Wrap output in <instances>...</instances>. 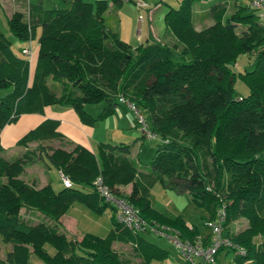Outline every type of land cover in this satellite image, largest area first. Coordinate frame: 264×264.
<instances>
[{"label": "trees", "instance_id": "trees-1", "mask_svg": "<svg viewBox=\"0 0 264 264\" xmlns=\"http://www.w3.org/2000/svg\"><path fill=\"white\" fill-rule=\"evenodd\" d=\"M42 1L29 5L27 14L14 12L7 21L12 36L27 46L37 41L34 71L0 32V91L11 89L0 97V134L21 115L43 114L51 106L72 109L83 125L92 127L124 99L146 116L161 142L146 172L138 171L129 157V143L98 142L95 150L82 144L52 148L43 155L72 182L59 190L21 178L43 145L10 161L0 143V242L11 246L0 264H28L32 253L45 264H130L114 242L131 244L138 264L164 261L169 251L141 235L148 230L135 231L117 221L114 207L93 187L98 176L149 224L174 229L182 240L195 242L199 230L153 205L150 188L156 181L189 191L207 212L205 221L215 220L223 205L224 235L232 245L218 250L217 264L222 249L233 252L232 264H264V240L255 241L264 236V21L259 14L237 6L224 21L222 10L212 25L196 30L194 0H181L163 17L167 32L182 46L176 54L163 43L132 48L120 40L104 15L110 3L121 0H60L59 7L47 11ZM243 54H253V62L236 74L231 67ZM236 76L249 90L239 99L233 95ZM101 103L96 116L85 110ZM56 127V121L44 119L16 144L61 138ZM128 185L127 193L119 192ZM74 203L96 214L110 209L109 231L104 236L85 232L76 239L58 230L59 218ZM23 209L38 221L25 218ZM241 218L245 227L231 231L230 225ZM209 239L210 234L201 240L205 244ZM45 244L54 248L53 254Z\"/></svg>", "mask_w": 264, "mask_h": 264}, {"label": "rangeland", "instance_id": "rangeland-1", "mask_svg": "<svg viewBox=\"0 0 264 264\" xmlns=\"http://www.w3.org/2000/svg\"><path fill=\"white\" fill-rule=\"evenodd\" d=\"M87 3H93L95 0H84ZM122 2L118 5H113L110 3L109 9L104 15L105 23L109 28H116L119 30V27H122V34L127 38L128 42H130V46L132 48H136L139 46V42L137 41L138 37L141 36V26L140 23L148 18L149 15H152L153 24L152 27L156 30V33L159 35L157 41L156 39H150L149 42L145 40L141 41L143 45L164 42L172 48V50L177 54L182 49V46L179 45L176 40L173 38V41L169 40V36L162 39V33L159 34V27H163V14H165L170 9H177L181 0H137V2H128L127 0H121ZM222 2V4H221ZM38 0H0V32L10 41L11 49L13 53L19 57H23L28 60L31 70L35 68L37 61V41H33L31 43V53L32 55L24 56L21 53L22 46H26V42L18 40L8 30V18L14 12H22L26 13L27 7L29 5L38 4ZM141 3V8L138 4ZM219 3V4H217ZM43 10H51L55 7L60 6V0H43L40 3ZM212 11L210 7L216 5ZM237 6H249V0H194L193 3V25L196 30H202L210 25H212L215 19L221 14L222 10L225 11L223 14V21L225 18L229 17L232 13H234L237 9ZM211 12V13H210ZM160 19V20H159ZM115 31V29H111ZM240 31V27L237 28ZM116 32V31H115ZM119 33V32H118ZM169 34V32H167ZM39 34V33H38ZM121 40V39H120ZM124 42V41H123ZM126 43V42H124ZM128 44V43H126ZM129 45V44H128ZM254 59L253 54H243L239 56L236 63L231 67L233 71L238 74L243 72L244 69L247 68L249 63H252ZM189 60V58L185 59ZM32 72V71H31ZM50 87L53 89L52 81L48 82ZM56 87V86H54ZM56 94H58L59 88H56ZM11 89L0 91V97L4 96ZM249 94V90L246 85L242 82V80L236 76L234 82V98L239 99L240 97H245ZM104 106V103L98 105H86L85 110H87L91 115L96 116ZM118 107H126L132 113V110L125 104L120 103ZM133 114V113H132ZM134 116V114L132 115ZM21 117V116H20ZM146 118V116L144 115ZM134 118V117H133ZM135 120V119H134ZM99 121V120H98ZM12 122L10 124H15ZM136 129L132 130L131 135L126 136L123 141L124 143L131 144L129 157L134 161L135 166L138 171L146 172L149 171L150 166L149 163L155 154V150L157 148V144L161 142L158 136L148 138L141 132V124H139L136 120ZM147 130H151V123L146 118ZM105 123H99L100 126ZM34 128V127H32ZM23 130L22 133L16 138V141L30 129ZM102 130V128H101ZM135 134V135H133ZM144 135V136H142ZM5 135H2V142H4ZM88 139L91 141L94 149L97 147V141L93 140V138L88 136ZM121 142L118 140L117 143ZM44 148H47L49 153L52 148L60 147V143L58 141H51L50 143L43 142ZM14 147L4 153V155L10 160L18 159L22 156L23 151L26 148H30L35 145V141H29L26 145L24 144H16L13 143ZM34 149V148H33ZM38 148L35 147V150ZM3 154V153H2ZM44 160L41 164H30L27 165L24 169L23 174H21V178L24 176V180L30 181L31 179L36 177V174H40L42 170H45L46 176H48L49 183L51 184L54 190H59L63 187L62 182L59 180V176L57 173V169L53 167L49 161V159L44 154ZM49 165L48 167L46 165ZM116 190V189H115ZM117 191V190H116ZM119 192L127 193V189L124 187L119 188ZM150 195L153 205L160 209L167 211L174 215H180L184 218L185 222L189 227L194 225L199 230V238L204 239L211 233V229L208 225L205 224V219L207 216V212L205 209L199 205H196L191 198V193L189 191H176L175 189L167 186L166 184L156 181L152 187L150 188ZM79 204V203H77ZM78 206V205H76ZM81 206V204H79ZM82 208V207H81ZM84 213L79 210L77 207L76 218L79 220V230L92 234L103 233L104 236L107 232L106 228L108 226L107 218H110L112 213L110 209H106L102 214H96L91 210L88 211L85 207H83ZM74 211V209H73ZM80 211V212H79ZM25 218L31 217V221L37 222L39 217H35L24 209L21 211ZM33 216V217H32ZM246 225L245 219H238L234 221L230 225V230L234 232L240 231ZM58 230H64L57 223ZM65 231V230H64ZM70 234V233H68ZM71 235V234H70ZM143 237H145L148 241L155 243L156 245L165 248L169 251L168 257L164 261L153 260L150 264H186L184 256L181 250L176 246L174 242H172L166 235H156L152 232L142 233ZM99 236V235H98ZM264 240V236L255 237L256 242H260ZM114 248L121 253V255L129 260L130 264H138L140 259L135 255L132 245L129 243L122 242H114ZM46 250L50 253H54V248L45 244ZM11 249L9 244H5L0 242V258L5 259L6 253ZM233 252H229L225 254V249H222L218 253V264H232ZM200 260L196 258V262ZM28 264H45L40 258H38L35 254H30Z\"/></svg>", "mask_w": 264, "mask_h": 264}, {"label": "crops", "instance_id": "crops-1", "mask_svg": "<svg viewBox=\"0 0 264 264\" xmlns=\"http://www.w3.org/2000/svg\"><path fill=\"white\" fill-rule=\"evenodd\" d=\"M139 4H140L139 8H141V5H143V4H141V3H139ZM161 17H164V14ZM152 24H153L152 15H149L148 18L146 20H144V23L143 22L140 23L141 36H139L137 39V41L140 43L139 45L142 44L141 41H143V40H145L146 42H149L150 39H156V41L159 39V38H157V36H159V35L156 33V30L153 29ZM163 26H164V23H163ZM162 28L163 27H161V29H160V27H159V30H158L159 34H160V32L162 33V39L169 36L168 37L169 40L173 41L174 37L170 33L169 34L167 33L165 26H164V29H162ZM111 29H115L116 33L119 32L118 33L119 38L122 41L131 45L130 42H128L127 38H125V36H123L121 26L119 27V30H116V28H114L113 26ZM161 41H163V40H161ZM161 41L158 43L166 44V43L161 42ZM173 43H174V41H173ZM25 47H27V44H26V46H22L21 50L24 49ZM129 111L130 110L126 107L115 108L113 114L109 115L107 118L96 121L92 127L83 125L81 123V121L79 120L78 116L76 115V113L72 109L62 108L59 106L46 107V108H44L43 114L29 113V114L21 115V117H19L17 119L15 124L6 125L3 128V130L1 131L0 143L4 148L2 155L4 158L8 159L4 155V153H6L7 151H9L10 149H12L14 147L13 143L16 142V138L19 136V134H21L23 132L22 129L26 130V129H29L32 127H36L44 119H51V120H54L57 122L56 131L60 133L61 138L45 140V141H41L40 143L35 141L34 146H32L30 148L28 147L26 149H33L35 147L38 148L39 144L44 146L45 144L43 142L50 143L51 141H58L61 146H64L67 149L72 148L75 144H82L84 146L90 147L91 149H94L91 141L88 139V136L90 138L92 137L93 140L97 141V143L98 142L117 143L118 140L123 142L125 140L124 138H126V136H128V135H131V132H133L132 130L136 129V123L134 120L135 118H133L134 117V116H132L133 114ZM100 121H101V123H105V124H102V126H100L99 125ZM101 128H102V130H101ZM3 134L5 135L4 142H2V135ZM133 135H135V134H133ZM43 153H45L46 155H47V153H49L47 148H44L43 152H40L39 157L37 158V160L34 164L38 163L37 165H39L43 162V160H44ZM46 166L48 167L49 165L47 164ZM26 169L27 168H25V171H26ZM45 172H46L45 170H42L40 174H38V175L36 174V177L31 179L28 182L35 184V186H37V187H41V186L45 185L46 183H49L48 176H46ZM58 172L59 171L57 170V173ZM58 176H59V173H58ZM23 178H24V176H23ZM59 180H60V178H59ZM125 188L127 189V191H129L130 186L128 185ZM79 204H81V203H79ZM79 204L74 203L67 210V212L59 218V222H58L59 226H61L65 230L67 236L74 237L76 239H80L84 233V231L79 230V220H78V218H76V211H77L76 208L79 207V210L82 213H84V211H86V210H84L83 207H85L88 211H90V209L88 207H86L85 205L81 204V206H79ZM76 205H78V206H76ZM73 209H74V211H73ZM30 214H32V213H30ZM32 215H34V214H32ZM107 221H108V226H107L106 230L108 232L110 227H111V217L107 218ZM85 231L88 232L87 230H85ZM68 233H70L71 235ZM102 234L103 233H97L96 235L103 236Z\"/></svg>", "mask_w": 264, "mask_h": 264}, {"label": "built area", "instance_id": "built-area-1", "mask_svg": "<svg viewBox=\"0 0 264 264\" xmlns=\"http://www.w3.org/2000/svg\"><path fill=\"white\" fill-rule=\"evenodd\" d=\"M249 8L256 11L261 20L264 21V0H249ZM21 53L24 56L32 55L31 44L29 43L26 48L22 49ZM120 102L128 104L129 108L133 110L138 123L141 124V132L146 137L152 138L156 136L152 130H147V123L138 108L127 103L124 99H120ZM58 173L63 186L69 187L72 185L71 180L67 176L61 171ZM93 187L106 202L114 207L115 218L118 222L135 231L148 230L156 235H166L181 250L188 264H195L196 258H199L202 264H217L216 255L218 250L221 247H231L232 245L231 241L224 235L225 207L223 205L218 209L215 220L205 221V224L210 227L211 233L209 241L204 244L201 239L195 242L182 240L176 230L167 226L149 224L123 196L118 194L114 188L105 184L101 176L96 177L93 181Z\"/></svg>", "mask_w": 264, "mask_h": 264}]
</instances>
